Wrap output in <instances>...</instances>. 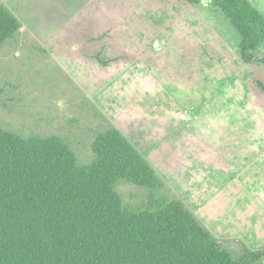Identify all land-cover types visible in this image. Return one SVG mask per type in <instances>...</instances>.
I'll return each instance as SVG.
<instances>
[{"label":"rangeland","instance_id":"rangeland-1","mask_svg":"<svg viewBox=\"0 0 264 264\" xmlns=\"http://www.w3.org/2000/svg\"><path fill=\"white\" fill-rule=\"evenodd\" d=\"M249 2L264 15V0ZM105 3L34 0L35 20L16 10L22 29L0 46V127L57 135L85 165L96 135L114 125L166 183L154 191L117 182L127 210L177 197L217 238L231 239L232 256L244 242L264 248V172L241 180L248 163H264L242 151L264 140V40L244 61L240 34L212 0ZM73 9V21L63 19ZM236 182L248 197L236 195ZM229 204L239 207L231 220Z\"/></svg>","mask_w":264,"mask_h":264},{"label":"trees","instance_id":"trees-1","mask_svg":"<svg viewBox=\"0 0 264 264\" xmlns=\"http://www.w3.org/2000/svg\"><path fill=\"white\" fill-rule=\"evenodd\" d=\"M212 3L240 34L243 60L251 61L264 40V15L249 0ZM20 27L0 3V46ZM92 151L93 160L79 165L57 135L24 137L0 127V264L264 263V249L244 243L232 256L224 247L231 239L217 238L177 197L127 210L117 182L154 191L166 183L116 126L96 135Z\"/></svg>","mask_w":264,"mask_h":264},{"label":"crops","instance_id":"crops-1","mask_svg":"<svg viewBox=\"0 0 264 264\" xmlns=\"http://www.w3.org/2000/svg\"><path fill=\"white\" fill-rule=\"evenodd\" d=\"M34 0H0V3L1 4H3L4 6H6L15 16H16V18L21 22V18H24L25 19V17L22 15V13H21V15L19 16L18 14H17V12H16V10H18L19 9V12L21 11V9H22V12L24 11V10H26V12H35L34 13V15H33V17H32V19H37V13H38V10H35V11H30V9H29V7H30V3H32ZM35 1H37V0H35ZM40 1V0H39ZM105 1L106 0H95V2L96 3H102L104 6H105ZM84 4H88V2H84ZM83 4V5H84ZM83 5L82 6H80L78 9L80 10V8L81 7H83ZM17 6V7H16ZM103 6V7H104ZM106 7V6H105ZM104 7V8H105ZM31 8V7H30ZM37 7H35L34 9H36ZM31 9H33V8H31ZM78 9L76 10V9H73V11H72V13H71V15H67V16H64L63 17V19H71V21H73L72 20V16H74V14L76 13V11H78ZM76 10V11H75ZM75 20V19H74ZM21 24V23H20ZM63 26V25H62ZM20 30L22 29V26L19 28ZM194 49V50H193ZM188 51H198V49H196V48H194V47H192V48H188V50L186 51V52H188ZM201 52V51H200ZM188 55H190V54H188ZM186 58V57H185ZM109 59H111V58H109ZM106 60V59H105ZM184 66H188V64H184ZM181 67V66H180ZM182 83V82H181ZM180 83V84H181ZM257 84H258V82H257ZM260 86V85H259ZM263 86H264V84H263ZM263 90H264V88L262 87V86H260ZM181 89V91L182 92H184V91H186V89L187 88H185L184 89V85L183 84H181V87H180ZM181 92V93H182ZM262 129V128H261ZM261 131H263L264 132V129H262ZM246 143H247V148L245 147V146H243V152H245L246 150H247V153H249L250 155H253L252 157H254V155H256L255 156V158L256 157H259V158H261V157H264V140L263 141H257V142H255L254 141V143L253 142H251V141H249V142H247L246 141ZM251 144H254L253 146L251 145ZM252 148V149H251ZM254 148V149H253ZM258 159V158H257ZM264 159V158H263ZM237 161H239L238 159H237ZM259 171H261V173H263L264 172V163H260V162H258V164H256V163H248L245 167H244V173H243V179L241 178V180H243L244 181V179H246V180H248V179H251V178H257V176H258V172ZM234 174V173H233ZM239 174V173H238ZM237 174V175H238ZM264 175V174H263ZM236 176V175H235ZM234 186H236V190L238 191L237 192V196H246V197H248L247 195V191L246 190H238L239 189V185L237 184V182L236 183H233V187ZM240 188H242V187H240ZM264 189V188H263ZM263 189H261V191H264ZM262 195H263V197H264V192L262 193ZM247 200H249V199H247ZM262 200V199H261ZM230 201V200H229ZM244 201H246V199L244 200ZM242 205H244L245 206V204H246V202H245V204L243 203V200H242ZM257 205V204H256ZM258 205H261V203H260V201H259V204ZM228 209H227V216H226V219L227 220H231V219H234V216L232 215H230L229 213H234V215H235V212H237L238 211V209H239V207H233V208H231V204H229L228 206ZM244 207L242 208V212H245L246 213V211H244ZM232 217V218H231ZM231 218V219H230ZM238 218V217H237ZM263 232H264V229H263ZM245 243V242H244ZM251 249V248H250ZM262 249H264V248H262Z\"/></svg>","mask_w":264,"mask_h":264},{"label":"water","instance_id":"water-1","mask_svg":"<svg viewBox=\"0 0 264 264\" xmlns=\"http://www.w3.org/2000/svg\"><path fill=\"white\" fill-rule=\"evenodd\" d=\"M156 47H158V43H156V45H155Z\"/></svg>","mask_w":264,"mask_h":264}]
</instances>
